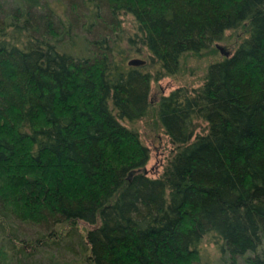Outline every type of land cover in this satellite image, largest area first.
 <instances>
[{"label":"trees","instance_id":"obj_1","mask_svg":"<svg viewBox=\"0 0 264 264\" xmlns=\"http://www.w3.org/2000/svg\"><path fill=\"white\" fill-rule=\"evenodd\" d=\"M231 32L199 88L151 101ZM207 237L264 264V0H0V264H203Z\"/></svg>","mask_w":264,"mask_h":264},{"label":"rangeland","instance_id":"obj_2","mask_svg":"<svg viewBox=\"0 0 264 264\" xmlns=\"http://www.w3.org/2000/svg\"><path fill=\"white\" fill-rule=\"evenodd\" d=\"M79 33L81 34L82 32ZM84 33L85 32H83L82 35ZM242 36L243 35L240 32L227 33L226 38L215 43L211 49L202 51L198 54H187L182 60L180 71L176 75L153 81L151 88V101L157 100L162 95L171 93L178 87L199 88L204 81V75L210 63L221 60V58L225 56L224 53L231 52L241 41ZM217 46H222L223 52ZM134 58L146 60L148 59V56L142 54L141 57L133 56L132 59ZM203 123L204 122L199 124L197 133H201L203 130L202 126L205 125ZM134 127L139 131L140 135H142L144 143L151 148V159L146 166L147 172L151 176L157 177V175L163 171V166L167 158L166 156H168L171 151L172 145L168 143L160 126L156 123L155 113H152L148 118H144L142 121L136 122ZM78 229H80V232L83 234V232L85 233L88 229L92 228L89 225L80 223ZM202 246L201 263L220 264V257L217 253V248L209 237L206 238ZM67 256V262L79 260V257H75L74 260L72 255L67 254Z\"/></svg>","mask_w":264,"mask_h":264},{"label":"water","instance_id":"obj_3","mask_svg":"<svg viewBox=\"0 0 264 264\" xmlns=\"http://www.w3.org/2000/svg\"><path fill=\"white\" fill-rule=\"evenodd\" d=\"M222 52H223V47L222 46H217ZM225 56H229V53L226 52L224 53ZM145 61L143 59H138V58H134V59H131L130 62H129V65H141L143 64Z\"/></svg>","mask_w":264,"mask_h":264}]
</instances>
